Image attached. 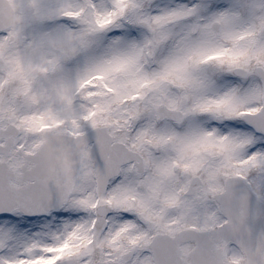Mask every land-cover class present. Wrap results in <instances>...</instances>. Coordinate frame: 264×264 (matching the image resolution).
<instances>
[{
    "label": "snow or ice",
    "instance_id": "1",
    "mask_svg": "<svg viewBox=\"0 0 264 264\" xmlns=\"http://www.w3.org/2000/svg\"><path fill=\"white\" fill-rule=\"evenodd\" d=\"M0 264H264V0H0Z\"/></svg>",
    "mask_w": 264,
    "mask_h": 264
}]
</instances>
